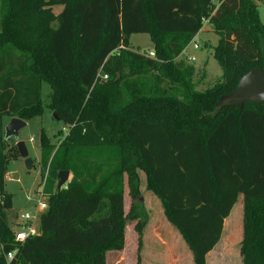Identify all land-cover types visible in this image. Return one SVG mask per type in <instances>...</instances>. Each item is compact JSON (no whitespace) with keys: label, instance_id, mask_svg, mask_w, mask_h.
Masks as SVG:
<instances>
[{"label":"trees","instance_id":"1","mask_svg":"<svg viewBox=\"0 0 264 264\" xmlns=\"http://www.w3.org/2000/svg\"><path fill=\"white\" fill-rule=\"evenodd\" d=\"M206 18L223 74L198 90L194 65L178 56ZM132 34H149L155 57L133 50ZM255 68L264 70L255 0H0V121L42 115L48 83L46 105L68 131L57 144L42 134L41 178L52 187L60 171L71 175L50 194L40 233L15 242L4 184L19 153L0 142V249L15 252L11 264H106L124 246L125 176L138 195L140 170L194 264H207L242 194L243 264H264V103L215 112Z\"/></svg>","mask_w":264,"mask_h":264},{"label":"rangeland","instance_id":"2","mask_svg":"<svg viewBox=\"0 0 264 264\" xmlns=\"http://www.w3.org/2000/svg\"><path fill=\"white\" fill-rule=\"evenodd\" d=\"M258 4L260 17L264 20V0H255ZM63 6L56 5L52 7L55 14L62 10ZM195 41L201 44V48L195 49L193 44L188 46L184 54L178 56L179 60L185 61L187 64L194 65L196 74L194 81L197 84L198 90H204L212 86L217 80L222 77L223 71L217 60L213 57L212 46L216 45L219 36L212 30V25L209 18L204 19L203 28L199 34L195 36ZM130 46L133 50L144 53L147 43H153L149 34H132L130 39ZM146 51V54L148 53ZM193 55L195 61H189L187 55ZM51 93V88L48 83H42V99L45 107L42 115L32 117L26 121V126L20 130L19 139L25 141L29 157L32 158L33 167L27 169L25 166V159L19 154L10 158L8 162L7 172L5 175L4 189L13 195V209L9 211V220L12 222L13 230L20 226L22 215L25 213H35L36 204L38 200L45 197L46 202L49 200L50 194L57 189V181L51 187L49 182L46 184V177L41 178L40 170V144L42 134L45 133L50 137L53 143L57 144L61 139L58 134L62 132L64 136L68 128L63 121L55 119L53 113L47 107L48 96ZM221 101V99H220ZM218 102V105L220 103ZM217 105V106H218ZM9 116H3L0 121V142L5 139V126L10 121ZM24 120V119H23ZM34 135L35 139L30 140ZM62 136V137H63ZM61 137V136H60ZM7 147L15 146L16 139L11 137L6 139ZM47 176V173L46 175ZM71 175L69 176V180ZM68 182L63 186H67ZM142 184L144 182L142 181ZM62 187V188H63ZM125 199V233L128 236V246L125 248L126 241L122 249H109L106 251V264H157L155 260H163L165 264H191L190 259L186 258L185 250L182 247L180 238L175 234L173 226L167 224L162 219L163 212H158L156 203L152 201L144 203L137 197H131L127 193ZM143 195V194H141ZM148 205V206H146ZM150 207V213L147 208ZM139 223L141 230L146 228L148 231V244L145 252H137L136 250V226ZM39 226V220L37 222ZM233 223L229 222L225 228L223 248L231 245L232 239L231 230ZM135 229L134 233L132 230ZM122 252H118L121 251ZM234 254L227 250V254L223 255L221 259H232ZM218 252L210 257V264H215L218 260ZM229 263V262H227Z\"/></svg>","mask_w":264,"mask_h":264},{"label":"crops","instance_id":"3","mask_svg":"<svg viewBox=\"0 0 264 264\" xmlns=\"http://www.w3.org/2000/svg\"><path fill=\"white\" fill-rule=\"evenodd\" d=\"M200 32V31H199ZM198 32V34H199ZM197 34V35H198ZM148 44V43H147ZM11 118V117H10ZM139 191L140 193L138 195H131L130 194V188L128 185V180H127V176H125L124 179V211L125 209V197H126V193L128 195H130L132 198L133 197H137L139 199V196H141V198L144 199V203L152 201L153 203H156V207L158 209V212L160 211L163 212L164 216H162V219L165 220L167 222V224H169L170 226H173V228L175 229V234H177L180 238V242L182 243V247L185 250L186 253V258L188 257V259H190L191 264H194V259H193V253L191 251V249L189 248V246L187 245V243L184 241L181 233L178 231V229L172 225L170 223V221L168 220L166 214H165V210L164 207L162 205L161 200L159 199V197L150 189H148L147 187V177L144 171L140 170L139 171ZM142 181L144 182V184H142ZM143 194V195H141ZM140 200V199H139ZM141 201V200H140ZM243 203H244V198L243 195L240 194L238 197V201L236 202V204L233 206L229 216L227 218H225L224 220V226H223V231H222V236L220 241L216 244V246L207 254L206 256V262L207 264H210V257L213 254H216L218 252V260L215 264H243V259H242V255L240 252V248H241V242L243 239ZM147 204V203H146ZM148 206V205H146ZM147 211L150 213V207L147 208ZM126 213V212H125ZM126 215V214H125ZM229 222L233 223V227L231 230V239H232V243L231 245L228 246V249L223 248V240H224V233H225V228L227 226V224ZM135 229L132 230V232L134 233ZM136 232V250L137 252H145L144 250L147 248V244H148V231L146 228H143L142 230V234L140 235L138 231ZM141 238V239H140ZM125 248H127L128 246V236L125 234ZM129 247V246H128ZM227 250H230V253L232 252V254H234V257H231L232 259H221L223 258V255L227 254ZM118 251V252H122ZM155 262L157 264H165L162 261H160L158 259L155 260ZM229 262V263H227Z\"/></svg>","mask_w":264,"mask_h":264},{"label":"water","instance_id":"4","mask_svg":"<svg viewBox=\"0 0 264 264\" xmlns=\"http://www.w3.org/2000/svg\"><path fill=\"white\" fill-rule=\"evenodd\" d=\"M154 43H148L146 48L154 49ZM264 103V70L255 68L245 74L238 82L236 88L226 96H224L215 112H219L226 105H242L243 102ZM55 119L59 120L58 116L53 113ZM26 126V121L19 117H11L10 121L5 126V139L15 138L16 147L20 156L25 159L27 169L33 167L32 158L29 157L28 149L25 141L19 139L20 130ZM70 173L67 170H62L58 174L57 189H61L69 180ZM141 200V196H139Z\"/></svg>","mask_w":264,"mask_h":264},{"label":"built area","instance_id":"5","mask_svg":"<svg viewBox=\"0 0 264 264\" xmlns=\"http://www.w3.org/2000/svg\"><path fill=\"white\" fill-rule=\"evenodd\" d=\"M193 44V47L195 49L201 48V44L198 41L193 40L188 46ZM186 48L182 51V54H184L188 48ZM147 55L149 57H155V53L153 49H150L147 51ZM189 61H195V57L193 55H187L186 57ZM100 78L106 79L107 75L99 74ZM35 139V136L32 135L30 137V140L33 141ZM42 199L38 200L36 204V212L31 213H25L22 215V223L19 227L14 229V240L15 242H24L28 237L38 235L40 233V227L38 226L37 222L40 221V216L43 212H45L48 208V202H46L45 197L42 195ZM0 251H3L4 257L7 264H11L14 260L15 252H4L3 247H1Z\"/></svg>","mask_w":264,"mask_h":264}]
</instances>
